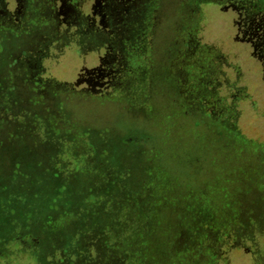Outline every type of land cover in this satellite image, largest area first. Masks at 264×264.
Wrapping results in <instances>:
<instances>
[{
    "label": "rangeland",
    "instance_id": "obj_1",
    "mask_svg": "<svg viewBox=\"0 0 264 264\" xmlns=\"http://www.w3.org/2000/svg\"><path fill=\"white\" fill-rule=\"evenodd\" d=\"M154 159L205 188L158 234L174 264H264V0H0V264H164L112 213ZM224 163L249 168L246 231L202 204Z\"/></svg>",
    "mask_w": 264,
    "mask_h": 264
},
{
    "label": "trees",
    "instance_id": "obj_2",
    "mask_svg": "<svg viewBox=\"0 0 264 264\" xmlns=\"http://www.w3.org/2000/svg\"><path fill=\"white\" fill-rule=\"evenodd\" d=\"M158 154L159 152H157V155ZM223 166V170L220 169V172L217 173V178L219 181L216 184V188L218 192L213 195L214 199L204 197L203 199L206 202H203L202 204H207L209 207L213 208L215 217L218 216L216 215L218 214V210L223 213V207H227V209H225V213L222 215L224 218L223 220H225L226 223H223L224 226L221 227V230L224 229L223 227H225V230L232 229L235 232L236 230H248V228H242V226H245V223L249 222L248 216L250 215L254 216L255 218L254 224L257 225L258 223L259 225L263 221L262 217L258 213L256 215L251 214L249 212V210H251L250 207L245 205L242 202V198H240V191H244L246 188L252 187L248 184L250 177L247 175V172L249 168L242 164L240 165V163L232 167H229V165L224 163ZM150 168L152 169L149 170ZM154 168H159V165L156 164L155 159L153 160V163L149 164L147 167V173L149 172V174L147 175L146 173L143 177L141 181L143 184H140L137 190H133L131 194L127 195V200L123 204L122 201L116 200V206L114 209L112 205V213L114 216H118L120 215V211L122 213V211L125 209L130 212V218H126V221H131L132 223L131 227H128L131 228V232L128 235L129 239L125 240V251L129 252L126 257L128 256V258H130L131 255L134 253H139V251L140 254L142 253V257L146 256L148 254L147 251H154L156 246L158 248L157 240L159 239V244L166 246L164 250L160 248V260H163L164 264H174L176 262V255L177 253H180V250L175 247L176 245H174V241L169 240L168 236H164L162 238V236L159 237L160 235L158 234H160L162 231H165L164 229L170 230L173 226L180 225V223H187L190 219V206L193 205L197 207V209L199 208V205L197 203L194 204V202H196V200L200 201L202 199L198 197V195L203 194L204 192L202 191H205V188H202L203 183L200 180H197L200 178L198 173L197 176L192 179L181 177L180 173H176L179 175L176 177L171 176V178L168 177V179H166L167 181L164 182L160 180L163 178L162 173L159 179L154 177ZM208 171L211 172V181H213L216 172L215 170ZM158 186H161L160 189ZM259 190V187L256 186V194L261 195L262 192ZM161 191H163V193ZM155 192L162 193L161 195L159 194L158 199H155ZM130 198L131 200H128ZM134 198H136V200ZM161 200H171L170 203L167 202V207L171 206V214L176 218V224L172 221L168 223L165 221L166 224L164 223L166 210L162 209V207L158 208V206L155 204L156 201ZM179 200L184 204V209H182L184 212L182 214L180 211L181 208L177 207V201ZM187 200L191 202L187 204L185 202ZM218 204H220L221 207L218 206ZM86 207L87 206H84L83 208L86 209ZM229 217L233 218L230 219ZM84 218H87V216ZM110 228L111 231L115 232L116 230L120 232L118 227L111 226ZM1 237H3V235ZM118 241H120V239ZM168 243L169 246L166 245ZM239 244L248 245V243L245 241H241ZM171 245H173V247H171ZM39 258L41 259V253H39Z\"/></svg>",
    "mask_w": 264,
    "mask_h": 264
}]
</instances>
